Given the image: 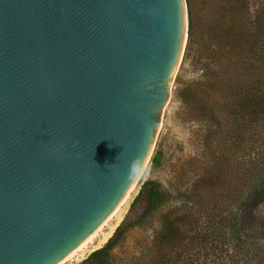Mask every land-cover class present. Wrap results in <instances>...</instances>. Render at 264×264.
Wrapping results in <instances>:
<instances>
[{"label": "water", "instance_id": "1", "mask_svg": "<svg viewBox=\"0 0 264 264\" xmlns=\"http://www.w3.org/2000/svg\"><path fill=\"white\" fill-rule=\"evenodd\" d=\"M188 36L186 0H0V264H60L112 214Z\"/></svg>", "mask_w": 264, "mask_h": 264}, {"label": "trees", "instance_id": "2", "mask_svg": "<svg viewBox=\"0 0 264 264\" xmlns=\"http://www.w3.org/2000/svg\"><path fill=\"white\" fill-rule=\"evenodd\" d=\"M203 1L210 12L200 26L186 0L184 67L194 79L180 92L193 123L207 128L199 152L175 167L167 186L144 183L134 205L144 197L147 210L121 224L88 264H115L113 250L136 226L149 241L131 264H264L256 216L264 203V0ZM245 220L256 238L246 237Z\"/></svg>", "mask_w": 264, "mask_h": 264}, {"label": "rangeland", "instance_id": "3", "mask_svg": "<svg viewBox=\"0 0 264 264\" xmlns=\"http://www.w3.org/2000/svg\"><path fill=\"white\" fill-rule=\"evenodd\" d=\"M197 10V17L200 21L209 16L206 11L203 0H192ZM189 40V36H188ZM188 41L182 61L170 90V96L166 106L161 114V126L154 141L152 152L146 164L142 168L136 183L130 190V198L126 205L114 215L100 230L94 242L90 244L82 253L64 264H88V257L95 251L103 248L109 239L114 235L116 229L123 223L133 224V222L147 210L145 198L143 197L140 202L134 205L140 191L145 182L152 180L162 185H168L173 179V170L178 165L193 159L194 154L199 152V140L202 138L203 132L207 130L202 123H193L190 114L187 113L186 107L182 102L181 89L194 79L185 66L184 59L187 49ZM205 128V129H204ZM201 130H203L201 132ZM158 152H162L161 165L155 169L152 167V160ZM258 219L264 221V203L260 204L256 211ZM246 222V223H245ZM249 221H244L245 235L256 238L257 235L254 230H248ZM130 224V225H131ZM255 235V236H254ZM259 236V235H258ZM253 238V239H254ZM252 239V238H251ZM149 241V232L135 227L133 228L119 243L112 252L115 264H131L136 258H140L146 253V243ZM263 241V240H261Z\"/></svg>", "mask_w": 264, "mask_h": 264}, {"label": "bare ground", "instance_id": "4", "mask_svg": "<svg viewBox=\"0 0 264 264\" xmlns=\"http://www.w3.org/2000/svg\"><path fill=\"white\" fill-rule=\"evenodd\" d=\"M176 73V72H175ZM153 146L149 152V155L144 163V165L146 164L147 160L150 157V153L152 152ZM143 165V167H144ZM142 167V168H143ZM142 170V169H141ZM141 172V171H140ZM140 174V173H139ZM139 176V175H138ZM138 177L136 178L134 184L136 183ZM133 184V186H134ZM133 186L130 188V190L133 188ZM130 190L127 192V194L124 196V198L121 200V202L118 204V206L115 208V210L112 212V214L102 223V225L85 241L83 242L76 250H74L67 258H65L60 264H64L67 263L68 261L72 260L73 258H75L76 256H78L80 253H82L90 244H92L94 242V239H96V237L98 236L100 230L102 229V227L114 216L116 215L118 212L121 211V209L126 205V203L128 202L129 198H130Z\"/></svg>", "mask_w": 264, "mask_h": 264}]
</instances>
